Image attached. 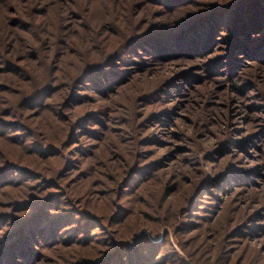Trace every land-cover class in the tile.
<instances>
[{
    "label": "rangeland",
    "instance_id": "374dc122",
    "mask_svg": "<svg viewBox=\"0 0 264 264\" xmlns=\"http://www.w3.org/2000/svg\"><path fill=\"white\" fill-rule=\"evenodd\" d=\"M0 264H264V0H0Z\"/></svg>",
    "mask_w": 264,
    "mask_h": 264
}]
</instances>
